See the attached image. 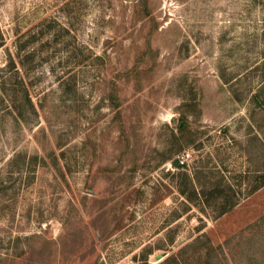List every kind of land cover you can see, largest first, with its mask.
I'll return each instance as SVG.
<instances>
[{"label": "rangeland", "instance_id": "1", "mask_svg": "<svg viewBox=\"0 0 264 264\" xmlns=\"http://www.w3.org/2000/svg\"><path fill=\"white\" fill-rule=\"evenodd\" d=\"M0 264H264V0H0Z\"/></svg>", "mask_w": 264, "mask_h": 264}, {"label": "built area", "instance_id": "2", "mask_svg": "<svg viewBox=\"0 0 264 264\" xmlns=\"http://www.w3.org/2000/svg\"><path fill=\"white\" fill-rule=\"evenodd\" d=\"M192 153L190 151H185L181 155L177 157V166L179 167H186L192 160Z\"/></svg>", "mask_w": 264, "mask_h": 264}, {"label": "trees", "instance_id": "3", "mask_svg": "<svg viewBox=\"0 0 264 264\" xmlns=\"http://www.w3.org/2000/svg\"><path fill=\"white\" fill-rule=\"evenodd\" d=\"M175 164H177V161H175ZM235 206H236V203H235V202H232V203L230 204L229 210L232 209V208L235 207ZM226 212H228V209H224V210H222V211L220 212V215H223V214H225Z\"/></svg>", "mask_w": 264, "mask_h": 264}]
</instances>
